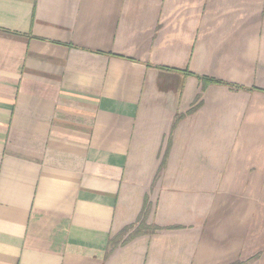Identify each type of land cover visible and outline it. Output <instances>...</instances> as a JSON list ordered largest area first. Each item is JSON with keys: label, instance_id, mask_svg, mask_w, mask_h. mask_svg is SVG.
Returning a JSON list of instances; mask_svg holds the SVG:
<instances>
[{"label": "crops", "instance_id": "1", "mask_svg": "<svg viewBox=\"0 0 264 264\" xmlns=\"http://www.w3.org/2000/svg\"><path fill=\"white\" fill-rule=\"evenodd\" d=\"M0 264H264V0H0Z\"/></svg>", "mask_w": 264, "mask_h": 264}, {"label": "trees", "instance_id": "2", "mask_svg": "<svg viewBox=\"0 0 264 264\" xmlns=\"http://www.w3.org/2000/svg\"><path fill=\"white\" fill-rule=\"evenodd\" d=\"M203 80H206V79H203ZM206 81L211 82L210 80H206Z\"/></svg>", "mask_w": 264, "mask_h": 264}, {"label": "rangeland", "instance_id": "3", "mask_svg": "<svg viewBox=\"0 0 264 264\" xmlns=\"http://www.w3.org/2000/svg\"><path fill=\"white\" fill-rule=\"evenodd\" d=\"M202 82H203V79H202Z\"/></svg>", "mask_w": 264, "mask_h": 264}]
</instances>
